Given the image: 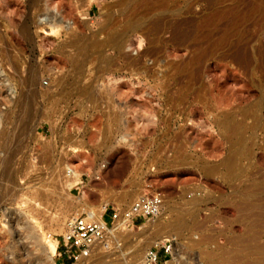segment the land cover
<instances>
[{
    "label": "rangeland",
    "instance_id": "obj_1",
    "mask_svg": "<svg viewBox=\"0 0 264 264\" xmlns=\"http://www.w3.org/2000/svg\"><path fill=\"white\" fill-rule=\"evenodd\" d=\"M0 119V216L54 240L55 264L71 216L122 210L148 181L182 225L165 232L200 243L186 264L264 245V0H0ZM142 232L81 264H136Z\"/></svg>",
    "mask_w": 264,
    "mask_h": 264
},
{
    "label": "built area",
    "instance_id": "obj_2",
    "mask_svg": "<svg viewBox=\"0 0 264 264\" xmlns=\"http://www.w3.org/2000/svg\"><path fill=\"white\" fill-rule=\"evenodd\" d=\"M66 172L68 174V169L65 174ZM95 174L93 172V175ZM167 203L169 197L157 191L151 181H148L144 183L135 201L122 210L110 209L109 205L105 204L99 209L100 216L94 219L82 214L73 215L62 229L61 256L75 263L84 261L90 257L91 250L97 243L105 240L111 242L114 235L120 231L130 232L141 229L145 222H156ZM7 223L8 219L0 216V226ZM173 247L174 240L171 237L154 240L147 248L142 264H166L171 259Z\"/></svg>",
    "mask_w": 264,
    "mask_h": 264
},
{
    "label": "bare ground",
    "instance_id": "obj_3",
    "mask_svg": "<svg viewBox=\"0 0 264 264\" xmlns=\"http://www.w3.org/2000/svg\"><path fill=\"white\" fill-rule=\"evenodd\" d=\"M2 124L3 122L0 119V127L2 126ZM231 131L236 136L237 140L241 142V136L237 132V128L235 126L233 127L231 126ZM91 138H94V135H91ZM65 178L70 182L75 178H77V175L75 174L73 168L68 167V174L66 172ZM131 196H132V192H130L128 196L125 197V199L123 198V200L125 201L126 199H130ZM167 212H171L170 203H167L165 205L161 217L156 222L144 223V225L141 228V230L143 231L142 234L146 233L148 237L151 234L159 233L160 234L159 238H161L165 236L170 237V235H168V233L165 232L168 229L179 230L180 227H182L179 221L173 223L167 220V218H164V215ZM2 214L6 215L9 218L8 221L9 225L6 226V232L9 233V235L10 233L11 234L15 233V235L12 237L11 244L7 247L8 250L10 251L9 252L10 256L6 257L7 263L55 264L54 258L56 256V245H55L56 243L54 242V240H46V239L44 240L43 237L41 236V233L37 234V232L34 231L35 226H32L30 228L25 226V223L22 221L20 214L15 210L3 209ZM88 215L90 219H94L95 217H97L96 213L91 209L88 211ZM180 215H182V212L179 213L177 217L180 218ZM162 219L165 220L162 221ZM31 222L35 223L33 222V219H31ZM114 237L116 238V236ZM147 237L135 239L134 244L129 248L130 249L129 255L131 256V259L138 260L140 258V261H135L136 264H142L143 262V256H141V252L143 247V241ZM111 244L112 243L109 240H105V242L97 243L95 248L101 252L100 254L105 255L110 251ZM199 245H200L199 242H195L181 248L180 245L174 240L172 256L171 259L166 262V264H186L187 253L192 251L195 247L197 248V246ZM93 251L94 249L91 250V254L88 259L78 262V264H81L82 262H86L87 260H89L92 256ZM245 255L247 256V260L244 264H264V245L255 242V244H253L252 247L246 250ZM203 260H204V264H217L215 255L211 252H206L205 255L203 256Z\"/></svg>",
    "mask_w": 264,
    "mask_h": 264
},
{
    "label": "trees",
    "instance_id": "obj_4",
    "mask_svg": "<svg viewBox=\"0 0 264 264\" xmlns=\"http://www.w3.org/2000/svg\"><path fill=\"white\" fill-rule=\"evenodd\" d=\"M72 262L69 260V261H65V264H71Z\"/></svg>",
    "mask_w": 264,
    "mask_h": 264
}]
</instances>
